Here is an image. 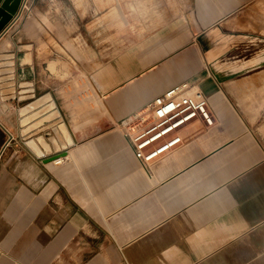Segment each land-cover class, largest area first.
<instances>
[{
	"label": "crops",
	"instance_id": "obj_1",
	"mask_svg": "<svg viewBox=\"0 0 264 264\" xmlns=\"http://www.w3.org/2000/svg\"><path fill=\"white\" fill-rule=\"evenodd\" d=\"M0 56V264H264V0H33ZM186 82L215 124L146 168L119 124Z\"/></svg>",
	"mask_w": 264,
	"mask_h": 264
},
{
	"label": "built area",
	"instance_id": "obj_2",
	"mask_svg": "<svg viewBox=\"0 0 264 264\" xmlns=\"http://www.w3.org/2000/svg\"><path fill=\"white\" fill-rule=\"evenodd\" d=\"M22 6L30 11L29 0ZM198 119L215 124L206 96L186 82L157 96L137 116L124 118L119 127L137 161L148 168L177 150L183 144L182 130Z\"/></svg>",
	"mask_w": 264,
	"mask_h": 264
},
{
	"label": "bare ground",
	"instance_id": "obj_3",
	"mask_svg": "<svg viewBox=\"0 0 264 264\" xmlns=\"http://www.w3.org/2000/svg\"><path fill=\"white\" fill-rule=\"evenodd\" d=\"M29 60L30 59L28 57L25 58V61H29ZM11 63L10 62L0 63V84H1V88H5L8 91L10 90L9 92H11L12 89H13V82H11V81L8 80L10 77H8V78L2 77V74H7L8 72H11L12 69L9 68L10 67L9 65ZM10 98H12V97L5 98V101L8 100V99H10ZM50 101H52V102H50ZM47 103H49L48 106H47V108H46L47 110L50 109V108H53V109L55 108V103L53 102L51 96H46V97L42 98L40 101H38L37 103L21 109V120L20 121H21V125L23 127V134L24 135L30 130V128H33V126L42 124L46 120H50V119L58 116V112L55 109V111L52 112L50 115H48L47 117L40 118L39 121L35 125H32L31 127H28L27 128L28 123L30 121H32L35 117H38L40 115V112H37L35 114H31V113H33V110H35L36 107H38L40 105H43V104L44 105H47ZM60 128L64 132L65 136L67 137L68 130H67L65 124L61 123ZM68 141H70V139H68ZM31 146L33 148H35V150L40 154V150L38 149L37 144H35L34 142H32L31 143Z\"/></svg>",
	"mask_w": 264,
	"mask_h": 264
},
{
	"label": "water",
	"instance_id": "obj_4",
	"mask_svg": "<svg viewBox=\"0 0 264 264\" xmlns=\"http://www.w3.org/2000/svg\"><path fill=\"white\" fill-rule=\"evenodd\" d=\"M24 0H0V34L16 17L20 21Z\"/></svg>",
	"mask_w": 264,
	"mask_h": 264
},
{
	"label": "rangeland",
	"instance_id": "obj_5",
	"mask_svg": "<svg viewBox=\"0 0 264 264\" xmlns=\"http://www.w3.org/2000/svg\"><path fill=\"white\" fill-rule=\"evenodd\" d=\"M32 1L33 0H29V5H31V3H32ZM23 4H24V2H23ZM22 7H24V6H22ZM28 13V11H26V9L25 8H23V12H22V14H21V17H20V21L19 22H17L16 24H15V22L17 21V19H16V21H14V23L12 24L13 25V27L11 26L10 28H13V29H10V28H8L7 29V32H2L1 34H0V42H2V41H4V39H5V37L8 35V34H11L12 32H13V30L16 28V27H18V25H20L21 24V22H22V20H23V18H24V16L26 15ZM18 18V17H17ZM5 36V37H4ZM2 38H3V40H2ZM2 40V41H1ZM3 57H1L0 56V60L2 59ZM1 63V62H0ZM117 66H119V65H117ZM116 66V67H117ZM102 67H101V72H102ZM3 75V74H2ZM108 86V85H107ZM0 88H1V85H0ZM16 100V99H15Z\"/></svg>",
	"mask_w": 264,
	"mask_h": 264
}]
</instances>
